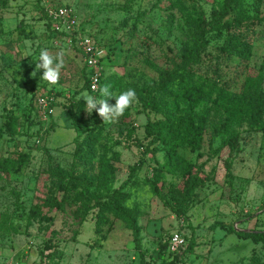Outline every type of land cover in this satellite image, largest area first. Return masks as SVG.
Masks as SVG:
<instances>
[{
  "label": "rangeland",
  "instance_id": "1",
  "mask_svg": "<svg viewBox=\"0 0 264 264\" xmlns=\"http://www.w3.org/2000/svg\"><path fill=\"white\" fill-rule=\"evenodd\" d=\"M222 3L0 0V264H139L127 225L108 209L115 193L136 218L147 264H264V238L238 235L264 232V0H236L229 20L255 26L209 32L197 58V25L208 30ZM48 7L73 13L102 51L100 89L135 90L118 119L86 113L83 93L107 97L82 91L83 55ZM45 49L64 53L55 85L36 70ZM193 87L212 95L189 115ZM147 120L170 128L169 144L147 146ZM229 138L238 144L230 178ZM188 171L202 183L180 211ZM51 172L84 179L85 203L79 183Z\"/></svg>",
  "mask_w": 264,
  "mask_h": 264
},
{
  "label": "trees",
  "instance_id": "2",
  "mask_svg": "<svg viewBox=\"0 0 264 264\" xmlns=\"http://www.w3.org/2000/svg\"><path fill=\"white\" fill-rule=\"evenodd\" d=\"M236 0H223L222 3V8L218 12H212L211 13V20L209 24V29L206 30L202 23H199L197 25V30H198V37L196 41V47L194 51V55L198 58L199 53L201 50H203L206 46V43L209 39V32L215 31V30H237L242 27H245L246 29H251L255 25V21L252 22H247L244 21L241 18H233L229 20V16L231 14L232 10V5L235 3ZM19 34H23V31L20 26ZM190 58H185L184 59V64L187 62H190ZM178 71L173 72L172 74L164 77L161 82L159 87L153 88L156 91L164 90V87L168 85L171 81L175 80L178 78ZM86 81L84 83V86L82 88V91L87 90L89 93V81H88V75L86 77ZM102 81L100 80V85L99 89L101 86ZM98 89V90H99ZM92 94V93H91ZM212 92L210 90L204 91L201 90L198 87H193L189 89V96H188V103L186 107V112L191 115L192 109L195 107H198L200 104L209 102L211 98ZM81 104L77 103L72 106V108H80ZM144 131L146 134V137L150 138V141L148 142V147H152L153 145L156 144H169L171 140V135H170V128L167 126H164L163 122H150L147 120V123L144 127ZM196 129H194V134H195ZM228 147H229V154L227 156V159L224 161V169L227 174V176L230 178L231 177V162L232 159L234 158L233 155L234 153L238 152V144L235 138H229L228 141ZM152 154L156 153V149L151 150ZM51 177L54 178L58 183L59 182H74L76 184L79 183V185L82 186V190L80 193V200L81 202L85 203V198L87 194V189H88V183L80 178V177H74L72 175H58L53 172H51ZM202 183V179L199 177L198 172L195 174L190 173V171L187 172V177L184 180V188L182 192V202L178 207V209L181 211V209H184V204L189 200L191 195L193 194L194 190ZM155 186V185H154ZM156 187V186H155ZM154 187V192L158 194V190ZM118 193H115L113 196L109 197L108 205H109V211L114 214V216L120 220H122L128 227L131 235H132V241L134 244V248L138 254L139 258V264H147L145 262V258L142 252L141 248V241L139 238V227L137 225V221L135 216L129 211L126 210L125 208H122L118 205L119 201L121 198L117 199ZM58 207L60 205H57ZM239 236L244 237V238H252L255 240H259L264 238V232H246V231H239L238 233Z\"/></svg>",
  "mask_w": 264,
  "mask_h": 264
},
{
  "label": "clouds",
  "instance_id": "3",
  "mask_svg": "<svg viewBox=\"0 0 264 264\" xmlns=\"http://www.w3.org/2000/svg\"><path fill=\"white\" fill-rule=\"evenodd\" d=\"M63 56L64 53L59 52L53 57L46 49L42 50L40 53V62L36 64V70L43 69L41 79L49 85H55L59 81L60 69L64 66ZM31 75L35 76V71H33ZM100 92L104 97L114 98L115 104L109 105L107 98L96 99L95 97L88 95L86 92L82 94V98L86 104V113L90 115L93 110H96L98 116L103 121L111 122L118 119L136 101L134 89H128L115 97L109 92L108 86L101 88Z\"/></svg>",
  "mask_w": 264,
  "mask_h": 264
},
{
  "label": "built area",
  "instance_id": "4",
  "mask_svg": "<svg viewBox=\"0 0 264 264\" xmlns=\"http://www.w3.org/2000/svg\"><path fill=\"white\" fill-rule=\"evenodd\" d=\"M45 16L54 26L55 30L63 32L70 37V41L74 42L75 49L83 55L85 67L89 71V91L96 93L101 80V69L96 68L100 59H102V51L96 47L87 33L81 31V23L68 9L64 7L54 9L48 7L45 8ZM179 243L180 237L174 235L172 245L177 246Z\"/></svg>",
  "mask_w": 264,
  "mask_h": 264
}]
</instances>
